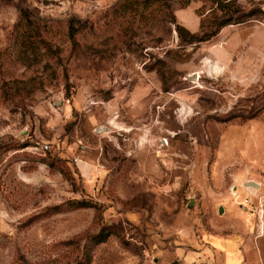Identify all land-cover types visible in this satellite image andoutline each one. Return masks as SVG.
I'll return each instance as SVG.
<instances>
[{
  "label": "rangeland",
  "instance_id": "1",
  "mask_svg": "<svg viewBox=\"0 0 264 264\" xmlns=\"http://www.w3.org/2000/svg\"><path fill=\"white\" fill-rule=\"evenodd\" d=\"M237 1L185 44L210 2L0 0V264H264V0Z\"/></svg>",
  "mask_w": 264,
  "mask_h": 264
},
{
  "label": "trees",
  "instance_id": "2",
  "mask_svg": "<svg viewBox=\"0 0 264 264\" xmlns=\"http://www.w3.org/2000/svg\"><path fill=\"white\" fill-rule=\"evenodd\" d=\"M161 1V0H159ZM163 3L164 0H162ZM184 4H188L192 0H181ZM210 2L214 8L208 13V23L206 29L199 34L191 33L183 26L175 23V30L178 33L181 41L185 44H198L202 42H208L215 37L220 29L228 24L241 23L255 14L254 10L246 11L242 8L237 0H205ZM75 32L74 28H70V35L73 36ZM109 233L101 231L95 236L96 243L103 242Z\"/></svg>",
  "mask_w": 264,
  "mask_h": 264
},
{
  "label": "crops",
  "instance_id": "3",
  "mask_svg": "<svg viewBox=\"0 0 264 264\" xmlns=\"http://www.w3.org/2000/svg\"><path fill=\"white\" fill-rule=\"evenodd\" d=\"M214 245L215 246H213V247H215L217 250H221L222 248H224L225 250H226V252L228 253V252H232V247L230 246V245H227L226 247H225V245H222L221 244V242H215L214 243ZM217 245V246H216ZM223 246V247H222ZM231 262V261H230Z\"/></svg>",
  "mask_w": 264,
  "mask_h": 264
},
{
  "label": "water",
  "instance_id": "4",
  "mask_svg": "<svg viewBox=\"0 0 264 264\" xmlns=\"http://www.w3.org/2000/svg\"><path fill=\"white\" fill-rule=\"evenodd\" d=\"M249 185H252V186H256V184L252 183V182H249L248 183ZM220 211H222V209H220Z\"/></svg>",
  "mask_w": 264,
  "mask_h": 264
},
{
  "label": "built area",
  "instance_id": "5",
  "mask_svg": "<svg viewBox=\"0 0 264 264\" xmlns=\"http://www.w3.org/2000/svg\"><path fill=\"white\" fill-rule=\"evenodd\" d=\"M46 149H48V146L47 145H44L43 146V151H45Z\"/></svg>",
  "mask_w": 264,
  "mask_h": 264
}]
</instances>
